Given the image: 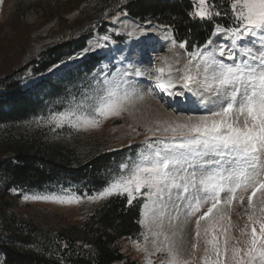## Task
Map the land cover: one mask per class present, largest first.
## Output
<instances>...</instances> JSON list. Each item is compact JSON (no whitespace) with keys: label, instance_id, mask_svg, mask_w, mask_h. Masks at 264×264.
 Wrapping results in <instances>:
<instances>
[{"label":"snow or ice","instance_id":"6c2138e0","mask_svg":"<svg viewBox=\"0 0 264 264\" xmlns=\"http://www.w3.org/2000/svg\"><path fill=\"white\" fill-rule=\"evenodd\" d=\"M190 2L193 19L214 22L229 16L231 25L213 23L208 39L191 52L188 40L176 41L169 32L166 38L173 48L185 50L186 62L175 67L178 61L161 57L162 65L147 78L169 97L183 96L184 90L202 97L206 114L147 127L157 139H146L136 158L122 162L94 194L68 190L24 199L78 204L124 197L132 206L140 198L138 223L146 231L141 233L144 246L137 247L147 254L146 264H153L157 254L165 257L162 264H264V0H228L227 11L215 0ZM137 29L145 40L151 38L149 29L139 25L128 35ZM213 37L219 40L214 43ZM110 39L102 37L104 42ZM105 46L98 40L95 48ZM89 51L95 49L82 54ZM58 67L54 64L49 71ZM143 75L132 67L117 69L112 77L100 70L93 74L97 87L91 95L78 102L73 98L64 110L36 120L57 128L99 127L103 120L127 112L130 103L153 94L138 92L129 79ZM177 85L180 91H175ZM245 200L246 221L237 236L231 214L234 205L244 206ZM190 223L194 242L186 256L183 234Z\"/></svg>","mask_w":264,"mask_h":264},{"label":"trees","instance_id":"16d2710c","mask_svg":"<svg viewBox=\"0 0 264 264\" xmlns=\"http://www.w3.org/2000/svg\"><path fill=\"white\" fill-rule=\"evenodd\" d=\"M215 2L222 11L228 10V0ZM98 3L103 4L101 11L86 16L88 21L80 18L82 32L47 45L25 66L0 76V125L23 122L46 107L40 93L23 88L21 78L26 71L45 73L54 64L84 50L96 31L106 32L121 15L170 26L175 39L188 40L190 49L204 44L213 31V23L231 25L229 16L216 17L214 22L193 19L189 16L190 0H123L120 3L99 0ZM85 22L89 23L85 25ZM93 58L63 75L60 79L63 83L51 82L47 95L60 96L64 85L80 81L85 73L82 68H89ZM131 148L105 150L79 161L66 145L41 136H4L0 140V252L5 256L4 264H141L120 245L121 239H135L142 233L138 223L140 200L128 206L124 197L108 198L83 224H77L59 214H51L48 209L25 215L19 211L20 195L11 191L13 187L64 184L95 193L131 154Z\"/></svg>","mask_w":264,"mask_h":264},{"label":"rangeland","instance_id":"374dc122","mask_svg":"<svg viewBox=\"0 0 264 264\" xmlns=\"http://www.w3.org/2000/svg\"><path fill=\"white\" fill-rule=\"evenodd\" d=\"M98 1L3 0V4L0 5V76L25 66L27 61L38 56L40 51L47 45L65 41L71 36L82 32L83 30L79 29L80 18L84 17L83 20L88 21V19H85L86 16L95 15V13L101 11L103 4L98 3ZM117 1L120 3L123 0ZM149 21H151L150 24L148 23ZM89 22H85V25ZM153 24L159 27L162 26L152 20L143 22L127 14L121 15L114 19L113 23L107 27L106 32L96 31L88 39L86 48H93L95 51H89L85 55L82 54L83 50H81L70 56L73 59L68 58L63 64L58 63L59 67L52 72L49 69L41 74H35L31 69L26 71L21 78L23 88L32 89L34 92L40 93V99L45 102L46 107L39 114L23 122L14 123L13 125H0V140L4 136H12L13 134L15 136L23 135L28 137L41 136L49 141L66 145L75 152V156L79 161L86 160L92 155L105 150H118L130 146L132 147L129 150L131 154H128L124 161L126 162L130 158H136L137 153L142 151L146 139L150 141L157 139L156 136H152L147 132V127L160 126L165 121H181L187 116L206 114V109L203 111L193 110L192 107L194 105L190 106L189 110L172 109V105H170L172 104L170 101L171 97L154 88L152 81L147 78V73L143 71L144 65H148V63L144 62L143 65L141 64V66L137 67L138 60H134V55L138 56V51L134 50L132 53L130 51L131 40H134L135 37L134 35L129 36L128 32L136 28L137 25L140 28H148ZM139 31L137 29L136 32L138 33ZM104 35H110V41L104 42L102 40ZM172 36L174 37L173 34ZM213 39L214 43L219 40L218 37H213ZM98 40L102 44H106V46L95 48ZM196 47L199 46L195 45L192 49L187 48V51L191 52ZM143 48L144 52L149 49L146 45ZM177 53L180 57L182 54L179 64V67L182 68L186 62V52L182 49V52L177 50ZM92 57L94 58L90 67L82 68L85 69V73L81 76L80 81L62 86L64 93L60 96L53 98L47 95L51 89V82H60L63 75L70 70L77 69V66L82 61L90 60ZM124 58H127L126 61H124ZM105 65H107L106 69ZM132 66L144 73L143 76L129 77L137 91L146 94L147 91L151 90L153 94H146L144 100H135L130 103L128 111L121 116L105 119L99 127L87 130H78L68 125L57 128L54 125L36 120L37 117H47L50 112L64 110L73 98L78 102L84 95H91L97 87L94 81V73L104 70L112 77L117 69L123 71L125 68ZM61 82L63 83V81ZM184 91L192 96L195 103L202 99V97L195 96L187 90ZM185 100L188 102V99ZM187 102L184 107L189 106ZM13 189L16 191L14 192ZM68 190L77 195L94 194L80 191L77 186L64 184H46L37 188H11L13 193L20 195L19 211L21 213L30 215V213L38 209H48L51 210V214H59L77 224H83L105 201L89 202L84 199L78 204H57L50 201L24 199L25 195H64L68 193ZM246 204L247 201L245 200L244 206L234 205V210L231 214L233 223L237 225L233 230L234 235H239V227H242L246 221V216L244 215ZM140 226L142 232H145V228L142 225ZM193 229L194 223H190L183 234V250L186 256L191 252V244L194 242L192 239L194 235ZM177 239L179 240L180 238L178 237ZM137 244L141 248L145 244L141 234L135 239L123 238L120 240L122 250L127 255L138 260L141 264H146L147 254L141 251ZM148 246L150 248L151 244L149 243ZM152 259L153 264H162L165 257L162 254H157ZM4 260L5 256L0 252V264H4Z\"/></svg>","mask_w":264,"mask_h":264},{"label":"bare ground","instance_id":"6f19581e","mask_svg":"<svg viewBox=\"0 0 264 264\" xmlns=\"http://www.w3.org/2000/svg\"><path fill=\"white\" fill-rule=\"evenodd\" d=\"M146 29H149L148 35L151 37L150 39L145 40L144 35L139 31L138 33L135 32L133 34L135 39L131 40V45H130L131 53L134 50L138 51L137 53L138 56L134 55V60H138L137 67L141 66V64L143 65L144 62L148 63V65L146 64L144 65V69H143V71L148 74L156 67H159L162 65V61L160 60V58L165 57V56L169 57L170 61L172 62L178 61V63H175V67H179L182 54H181V57L180 55H177V50L182 52V49L173 48L171 41L166 38L169 32L172 35V31L170 29L162 28L154 24L151 25V27H148ZM144 45L149 47V49L145 50V52L143 50ZM169 49H171V51H169ZM126 59L127 58H124V61H126ZM132 68L136 69V67L134 66H132ZM180 89H181L180 85H177L175 91H180ZM148 92L149 91H147V93ZM185 99H188V102ZM170 101L172 103L170 105H172V109L174 110H177V109L189 110V107L192 105H194L192 109L195 111H203L205 109V107L200 102H197V103L193 102L194 100L192 96L185 91H184L183 96L171 97ZM186 102L189 103L188 107H184ZM175 104L177 105L175 106Z\"/></svg>","mask_w":264,"mask_h":264}]
</instances>
